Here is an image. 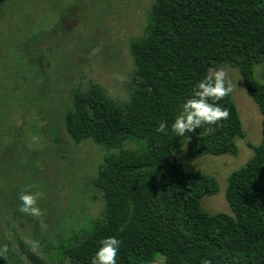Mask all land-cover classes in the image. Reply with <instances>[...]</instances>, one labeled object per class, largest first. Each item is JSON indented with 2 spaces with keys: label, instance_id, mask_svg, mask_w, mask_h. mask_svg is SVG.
<instances>
[{
  "label": "trees",
  "instance_id": "obj_1",
  "mask_svg": "<svg viewBox=\"0 0 264 264\" xmlns=\"http://www.w3.org/2000/svg\"><path fill=\"white\" fill-rule=\"evenodd\" d=\"M42 31H29L26 39ZM129 52L134 69L123 108L91 84L75 93L64 116L74 143L90 140L115 151L92 179L101 214L70 231L56 260L21 240L19 251L31 264H89L98 241L115 235L117 264H156L159 257L162 264H264V119L259 143L248 144L252 156L226 179L231 214L204 210L201 199L217 192L216 180L172 159L183 144L194 158L237 154L244 135L231 93L218 101L228 118L211 131L194 129L187 141L167 129L156 132L210 66L235 69L264 116V83L252 74L264 64V0H152ZM0 264L16 262L3 255Z\"/></svg>",
  "mask_w": 264,
  "mask_h": 264
},
{
  "label": "rangeland",
  "instance_id": "obj_2",
  "mask_svg": "<svg viewBox=\"0 0 264 264\" xmlns=\"http://www.w3.org/2000/svg\"><path fill=\"white\" fill-rule=\"evenodd\" d=\"M151 3L0 0V246H7V261L31 264L19 251V240L43 259L56 260L70 231L101 214L103 201L92 179L104 157L115 151L90 140L74 143L64 116L75 93L91 84L124 107L134 69L129 47L142 36ZM38 28L43 31L26 39ZM223 68L233 84L231 98L244 135L236 141L237 154L194 158L183 144L172 159L216 180L217 192L201 199L204 210L231 214L224 195L226 179L252 156L248 144L259 143L264 116L246 94L238 72ZM252 74L264 83V64L254 65ZM21 190L43 194L36 201L39 218L17 211ZM155 263L162 264V259Z\"/></svg>",
  "mask_w": 264,
  "mask_h": 264
},
{
  "label": "clouds",
  "instance_id": "obj_3",
  "mask_svg": "<svg viewBox=\"0 0 264 264\" xmlns=\"http://www.w3.org/2000/svg\"><path fill=\"white\" fill-rule=\"evenodd\" d=\"M233 91V84L226 79L224 68L210 66L198 79L189 94L177 107L170 123L159 121L156 132L170 131L177 138L187 141V133L194 129L205 127L211 131L212 126L229 116L227 108L222 107L218 101ZM39 190H21L17 193V211L27 217L39 218L42 213L36 206V201L42 199ZM31 247L35 248L33 243ZM121 241L115 236H107L98 241L94 253L89 258V264H117ZM7 252V246H0V257Z\"/></svg>",
  "mask_w": 264,
  "mask_h": 264
}]
</instances>
